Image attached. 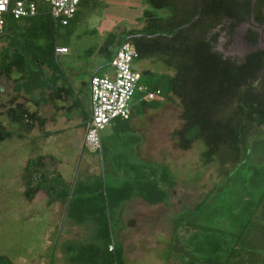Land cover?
Returning <instances> with one entry per match:
<instances>
[{"label":"rangeland","instance_id":"rangeland-1","mask_svg":"<svg viewBox=\"0 0 264 264\" xmlns=\"http://www.w3.org/2000/svg\"><path fill=\"white\" fill-rule=\"evenodd\" d=\"M40 3L50 11L49 3ZM147 10L156 16L170 13L154 8L148 0H82L72 24L58 29L69 52L58 55L62 73L55 86L67 87L70 95L62 91L55 97L54 90L40 88L19 91V72L0 74V125L14 132L0 141V256L15 264H68L66 244L72 243L76 253L81 242L93 236L91 225L76 224L60 204L52 209L46 191L33 200L24 195L28 160L42 154L49 169L74 181L105 175L110 183L120 185L137 168L138 173L145 167L169 170L176 186L170 189L168 203L152 206L135 198L112 220L117 225L115 244L123 248V264H188L194 241L205 231L220 243L217 264H264V125L254 128L250 150L236 165H221L219 158L206 163L203 140L187 150L177 145L173 132L182 125L178 100L146 114L134 111L126 133L106 127L101 152L84 144L90 122V80L112 73L119 43L129 31L143 27ZM231 27L225 20L216 28L215 50L238 59L264 50V26L251 19ZM249 29L261 36L257 45L245 40ZM9 41L8 36L0 39V53ZM103 47L112 53L101 51ZM135 63L141 73L164 69L152 60ZM44 70L45 77L54 75L51 67L44 65ZM19 103L37 111L45 123L29 120L32 127L25 130L11 120L7 110ZM161 185L169 190L167 183ZM178 219L180 227L175 229Z\"/></svg>","mask_w":264,"mask_h":264},{"label":"trees","instance_id":"trees-1","mask_svg":"<svg viewBox=\"0 0 264 264\" xmlns=\"http://www.w3.org/2000/svg\"><path fill=\"white\" fill-rule=\"evenodd\" d=\"M148 1L156 9H168L169 15L156 16L147 10L143 27L129 31L118 47L127 40L136 48L135 60L162 63L163 70H142L140 79L148 91H159L162 100H156L158 95L153 99L144 98L134 105L132 114L178 100L182 125L173 132L177 145L187 150L196 141L203 140L206 149L202 155L206 163L219 158L221 165H236L250 150L254 128L264 125V50L251 52L241 59L226 57L215 50L219 37L216 28L225 20L231 22V28L251 19L264 26V0ZM40 4L35 17L10 19L0 34V39L10 38L9 46L0 53V74L11 76L15 70L19 72V91L25 89L30 93L40 88L54 90L55 97L62 91L70 95L67 87L55 86L62 73L56 47L67 44L60 39V25ZM248 32L257 45L259 34L252 29ZM107 41L111 42L110 37ZM101 51L112 53L105 47ZM44 65L51 67L54 75L45 77ZM1 109L0 104V114ZM6 114L25 130L32 127L29 120L45 123L37 111L21 103L9 107ZM130 119L121 125L120 132L129 131ZM13 133L0 125V141ZM45 158L40 154L28 160L24 195L33 200L40 190H45L49 205L61 201L66 217L78 225H91L93 232L91 240L81 242L76 253L72 243L66 244L68 264H123V248L115 244L117 225L114 226L113 218L135 198L152 206L168 203L170 189L176 186L167 168L158 172L148 167L139 173L137 168L135 175L120 185L110 183L105 175L69 183L60 172L47 167ZM162 182L168 184L169 190ZM194 226H197L196 220ZM174 227L179 229L180 219ZM202 234L189 251L188 264H217L220 243L215 242L210 232ZM0 264L15 263L7 256H0Z\"/></svg>","mask_w":264,"mask_h":264},{"label":"built area","instance_id":"built-area-1","mask_svg":"<svg viewBox=\"0 0 264 264\" xmlns=\"http://www.w3.org/2000/svg\"><path fill=\"white\" fill-rule=\"evenodd\" d=\"M42 0H0V34L10 19L35 17ZM60 26H67L78 12L80 0H44ZM69 52L68 46H57V55ZM135 46L124 41L112 60L111 74L94 75L90 80V122L85 133V145L93 152L102 151V131L117 120H128L132 108L140 100L153 99L159 91H148L140 83L141 70L136 66Z\"/></svg>","mask_w":264,"mask_h":264},{"label":"crops","instance_id":"crops-1","mask_svg":"<svg viewBox=\"0 0 264 264\" xmlns=\"http://www.w3.org/2000/svg\"><path fill=\"white\" fill-rule=\"evenodd\" d=\"M158 109V108H157ZM149 109H147L146 110V112L148 111ZM146 112H145V114H146ZM133 117H134V113L133 114H131V119H130V121H129V127H131V123H132V119H133ZM126 121L125 120H117L112 126H115V127H119V129H120V127H121V125L123 124V123H125ZM129 130H130V128H129ZM84 144H85V142H84ZM102 147H103V143H102ZM103 149V148H102ZM62 177L67 181V182H69V183H72V182H74V179H72V180H69L65 175H62ZM73 178H74V176H73ZM42 191H45V190H40L38 193H40V192H42ZM47 194V193H46ZM47 202H48V194H47ZM59 204L62 206V208L64 209V207H63V203L61 202V201H55L54 203H52L50 206H52V209H53V207H56V206H59ZM63 209H62V212H63Z\"/></svg>","mask_w":264,"mask_h":264},{"label":"flooded vegetation","instance_id":"flooded-vegetation-1","mask_svg":"<svg viewBox=\"0 0 264 264\" xmlns=\"http://www.w3.org/2000/svg\"><path fill=\"white\" fill-rule=\"evenodd\" d=\"M253 20V19H252ZM258 26H259V24H258ZM260 36V35H259ZM261 37V36H260ZM264 37V36H263ZM260 39V38H259ZM258 39V40H259ZM245 40L247 41V42H249L250 44H252L253 45V39H252V37L251 36H249V32H248V30H247V32L245 33ZM258 43V42H257ZM255 45V44H254ZM251 53V52H250ZM249 54V53H248ZM247 55V54H246Z\"/></svg>","mask_w":264,"mask_h":264},{"label":"water","instance_id":"water-1","mask_svg":"<svg viewBox=\"0 0 264 264\" xmlns=\"http://www.w3.org/2000/svg\"><path fill=\"white\" fill-rule=\"evenodd\" d=\"M127 41V40H126Z\"/></svg>","mask_w":264,"mask_h":264}]
</instances>
